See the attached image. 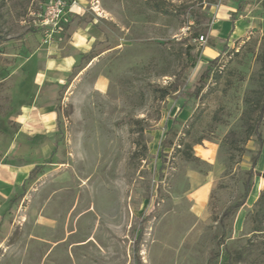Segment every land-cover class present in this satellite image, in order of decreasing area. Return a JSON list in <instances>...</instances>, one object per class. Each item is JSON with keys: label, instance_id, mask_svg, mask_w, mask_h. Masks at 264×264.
I'll return each mask as SVG.
<instances>
[{"label": "rangeland", "instance_id": "rangeland-1", "mask_svg": "<svg viewBox=\"0 0 264 264\" xmlns=\"http://www.w3.org/2000/svg\"><path fill=\"white\" fill-rule=\"evenodd\" d=\"M47 1L0 0V168L39 166L0 190V264H264V180L253 174L220 220L259 149L264 172V116L261 148L247 138L264 98V0H241L237 33L222 37L239 0H72L101 38L66 86L36 89L23 62L69 21L47 38L33 24ZM29 101L56 105V124L24 122Z\"/></svg>", "mask_w": 264, "mask_h": 264}, {"label": "crops", "instance_id": "crops-1", "mask_svg": "<svg viewBox=\"0 0 264 264\" xmlns=\"http://www.w3.org/2000/svg\"><path fill=\"white\" fill-rule=\"evenodd\" d=\"M80 10L81 7H77L74 10L71 8L70 12L64 16L69 21L64 36L56 43L57 46L51 45L47 50L33 52L23 62V65H26L29 69L27 75L33 81V86L36 89L41 88L44 84H53L61 88L66 86L74 68L82 61V56L89 55L94 45L99 42L101 38L99 30L92 20L91 22H86V19L92 18H80ZM237 19L232 24L229 16L227 20H222L220 24H216L213 32L219 34L217 35L219 37L224 36V34L237 33L235 30ZM211 53L214 54V50L207 48L206 54L209 56ZM98 85L103 87L104 83L100 81ZM28 103V105L23 106L22 110L23 115L21 117L22 120H25L24 122H33L30 119L33 117L37 119L39 125L45 127H52L56 124V105L49 104L45 107L36 108L30 101ZM35 166L26 169L20 168L18 172L12 168H0V190H6L10 194L12 190L17 188L18 192Z\"/></svg>", "mask_w": 264, "mask_h": 264}, {"label": "trees", "instance_id": "trees-1", "mask_svg": "<svg viewBox=\"0 0 264 264\" xmlns=\"http://www.w3.org/2000/svg\"><path fill=\"white\" fill-rule=\"evenodd\" d=\"M148 3L151 2V0H146ZM241 6H242V1L239 0L238 1V4H237V9L235 12H233L231 15H230V21L231 23L233 24L234 21L237 19V15L238 13L241 11ZM153 7H157V5H153ZM187 12L184 11L183 12V15H186ZM92 19H86V22H91ZM202 38H204L203 36H200ZM193 38L195 40H197V35H194ZM193 49V47H189V49L186 51V55H187V61L192 65V66H195L196 62H197V55H193L192 53H190V50ZM223 49H226V46L224 45ZM89 55H85V56H82V58H86L88 57ZM219 60H220V55H218L217 57L213 58V59H207L206 62H205V68L202 69L196 79H195V82L193 83V88L191 90L188 91V93L186 94H180L179 95V98H181L182 100V105H181V108H184L185 105L187 104V102L192 99V98H196L199 93L202 91V89L205 87L206 85V81L208 80V78L211 76V74H213L214 72L217 71V68L219 67ZM263 116H264V98L262 100V103L260 104L258 110H257V115H256V119H255V122L253 125H249V130L247 131V138L250 137L251 135H254L255 138L258 140L259 142V147L261 148L262 144H263V141H262V138L260 136V133L258 131V127L263 119ZM165 147V145H164ZM259 154H260V149H259V152L257 153V155L252 159V162H251V169L248 173V176H247V179L243 185V195H242V199L236 203H234L233 205L227 207L223 213L221 214V217H220V220L223 221L224 218L228 217L232 212H235L237 211L239 208H241L249 193H250V190H251V187H252V183H251V177L252 175H256V176H259L260 178H262L264 180V172L263 173H254L253 172V168L255 167L256 163H257V160H258V157H259ZM38 165H36L29 173V176L28 178L26 179L25 182H27L31 177H32V174L36 171V169H38ZM24 182V183H25ZM264 204V188L262 190V192L260 193L257 201H256V206L257 205H262ZM1 226V224H0Z\"/></svg>", "mask_w": 264, "mask_h": 264}, {"label": "built area", "instance_id": "built-area-1", "mask_svg": "<svg viewBox=\"0 0 264 264\" xmlns=\"http://www.w3.org/2000/svg\"><path fill=\"white\" fill-rule=\"evenodd\" d=\"M73 5L75 1L72 0H48L41 11L33 15V24L50 38L54 33H59L63 18Z\"/></svg>", "mask_w": 264, "mask_h": 264}]
</instances>
